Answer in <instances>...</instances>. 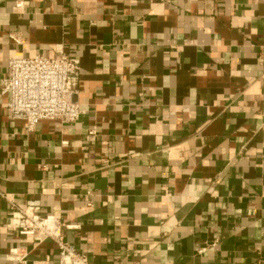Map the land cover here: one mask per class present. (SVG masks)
<instances>
[{"label": "crops", "instance_id": "0c3cea01", "mask_svg": "<svg viewBox=\"0 0 264 264\" xmlns=\"http://www.w3.org/2000/svg\"><path fill=\"white\" fill-rule=\"evenodd\" d=\"M58 53L75 122L0 93V264H58L10 222L31 199L93 264H264V0H0V87Z\"/></svg>", "mask_w": 264, "mask_h": 264}, {"label": "built area", "instance_id": "2783aa9c", "mask_svg": "<svg viewBox=\"0 0 264 264\" xmlns=\"http://www.w3.org/2000/svg\"><path fill=\"white\" fill-rule=\"evenodd\" d=\"M21 2H16L20 7ZM16 42L20 39L13 37ZM8 74L2 79L0 93H7L6 109L12 119L22 120L27 131L43 119H58L63 123L75 122L82 110L75 99L80 71L78 57L58 53L53 57L40 54L10 57ZM0 196L7 199L6 194ZM10 222L19 234L38 232L50 238L58 247V264H93L86 255L79 253L66 242L61 234V223L53 213H42L36 199L26 201L21 207H13ZM11 257H23L11 251Z\"/></svg>", "mask_w": 264, "mask_h": 264}]
</instances>
